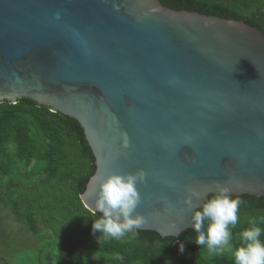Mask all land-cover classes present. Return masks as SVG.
<instances>
[{"label": "water", "instance_id": "water-1", "mask_svg": "<svg viewBox=\"0 0 264 264\" xmlns=\"http://www.w3.org/2000/svg\"><path fill=\"white\" fill-rule=\"evenodd\" d=\"M22 98L82 128L91 213L100 179L139 169L137 230L161 237L192 229L189 189L193 208L217 183L264 197V34L243 21L160 0H0V103Z\"/></svg>", "mask_w": 264, "mask_h": 264}, {"label": "trees", "instance_id": "trees-1", "mask_svg": "<svg viewBox=\"0 0 264 264\" xmlns=\"http://www.w3.org/2000/svg\"><path fill=\"white\" fill-rule=\"evenodd\" d=\"M160 3L175 11L243 21L264 34V0H160ZM14 113L28 115L34 120L43 137L44 151L31 146L24 126L10 123ZM9 141L16 144L20 158H37L43 165L38 179L12 201V211L32 232H37V224L51 232L61 248V264H80L71 257V252L113 255L116 264H130L138 259L140 264H167L163 261L168 258L206 247L194 242L197 233L193 229L181 232L176 238L137 230L135 238L128 236L98 242L99 234L92 233L91 224L100 214L93 216L79 198L95 172V159L76 120L53 113L26 98L16 104L4 101L0 103V165L8 159ZM231 196L241 200L239 221L230 228L232 238L252 227L250 222L254 221L262 230L260 239L264 242V197ZM180 243L184 245L183 253L178 250ZM213 264H234V259L221 258Z\"/></svg>", "mask_w": 264, "mask_h": 264}, {"label": "clouds", "instance_id": "clouds-1", "mask_svg": "<svg viewBox=\"0 0 264 264\" xmlns=\"http://www.w3.org/2000/svg\"><path fill=\"white\" fill-rule=\"evenodd\" d=\"M145 176V171L139 169L123 175L111 173L100 179L91 207L93 216L100 214L91 224L92 233L99 234L98 242L137 236V229L145 223V219L135 212L141 202L136 185L144 183ZM168 186L172 188L175 184L168 182ZM188 192L183 204L191 209L189 219L192 229L197 233L194 242L199 247L206 246L210 252L217 254L231 252L234 264H264V242L260 239L262 230L255 226L254 221L250 222L252 227L240 234V246L233 248L230 243V228L235 227L239 221L241 200L238 197L233 198L226 186L217 183L215 191L205 197L198 207L193 208L192 197H198L199 194L191 189ZM178 250L183 253V243L179 244Z\"/></svg>", "mask_w": 264, "mask_h": 264}, {"label": "rangeland", "instance_id": "rangeland-1", "mask_svg": "<svg viewBox=\"0 0 264 264\" xmlns=\"http://www.w3.org/2000/svg\"><path fill=\"white\" fill-rule=\"evenodd\" d=\"M11 124L24 126V134L28 136L31 146L44 151L42 134L28 115L14 113ZM8 159L0 165V264H61L59 259L61 248L51 232L41 224H37V232H32L21 219L17 218L11 208L12 201L28 185L34 183L43 169L37 158H20L16 144H7ZM240 234L231 238L233 248L240 246ZM74 260L80 264H116L113 255L83 252L80 255L71 252ZM79 255V256H78ZM79 257V258H78ZM232 258V253L210 252L206 247L182 256L168 258L167 264H213L217 259ZM161 262V261H160ZM130 264H140V260Z\"/></svg>", "mask_w": 264, "mask_h": 264}]
</instances>
